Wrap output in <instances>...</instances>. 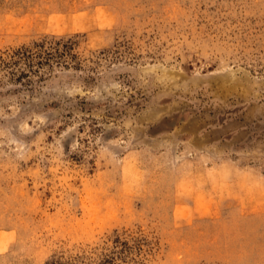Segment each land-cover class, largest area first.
I'll return each instance as SVG.
<instances>
[{
	"label": "rangeland",
	"instance_id": "374dc122",
	"mask_svg": "<svg viewBox=\"0 0 264 264\" xmlns=\"http://www.w3.org/2000/svg\"><path fill=\"white\" fill-rule=\"evenodd\" d=\"M0 264H264V0H0Z\"/></svg>",
	"mask_w": 264,
	"mask_h": 264
},
{
	"label": "trees",
	"instance_id": "16d2710c",
	"mask_svg": "<svg viewBox=\"0 0 264 264\" xmlns=\"http://www.w3.org/2000/svg\"><path fill=\"white\" fill-rule=\"evenodd\" d=\"M15 55H21V57H25L27 54H26V51H23V50H18L14 53ZM14 55V56H15Z\"/></svg>",
	"mask_w": 264,
	"mask_h": 264
}]
</instances>
